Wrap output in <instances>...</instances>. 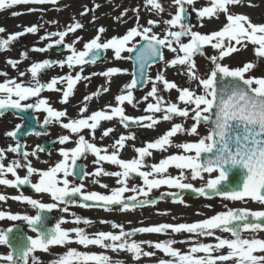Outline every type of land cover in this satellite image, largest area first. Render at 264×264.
<instances>
[{"label": "snow or ice", "instance_id": "snow-or-ice-1", "mask_svg": "<svg viewBox=\"0 0 264 264\" xmlns=\"http://www.w3.org/2000/svg\"><path fill=\"white\" fill-rule=\"evenodd\" d=\"M29 3L54 4L56 0H0V9ZM145 3L158 14L165 11L159 0H145ZM240 3L241 0H209L208 6L196 8V0H172L175 12L170 14V18L163 21L149 19L147 26H143L139 23L137 15L133 27L122 35H113L108 39L102 38L105 29L101 26L97 29L96 36L83 44L82 50L75 47L80 37L71 43L64 42L68 33H75L77 29L83 27L79 21L70 23L65 30L40 36L41 40L50 37L58 39L52 40L44 47H34L32 51L43 53L56 45H63L70 54L60 60L44 59L31 63L27 69L31 74V81L28 84L15 78L5 79L0 83V115L8 109L42 111L45 113L43 125L59 124L78 138L74 141V147L59 148L61 159L47 169H37L27 159L29 155L35 156L37 151H45L39 145L31 153L27 151L22 153L25 163L12 160L5 165L0 162V185L9 187L30 185L35 193L48 194L53 201L46 203L23 194L11 197L13 200L31 205L36 214L21 215L0 211V220L25 221L35 235L15 239L13 227L0 230V245L13 248V251L0 256L2 264H40L34 253L49 252L53 246H68L71 243L81 245L85 249L96 246L111 250L113 253L127 252L134 261H139L142 256H155V252L143 249L142 245L147 244L169 257L158 259L156 264H264V238L255 235L264 232V209L227 208L192 223H165L138 227L130 231H125L123 225L112 222L111 227L119 229L118 232L96 231L91 234L79 226L81 223L91 224L88 218L73 214L72 222L77 226L64 228L62 225L68 221L61 217L49 228L46 226L44 215L59 208L61 204L65 205L61 209L64 212H68V204H79L80 207L95 206L105 210L118 207L121 211L155 205L157 199L150 198V193L161 186L180 190L190 189L200 196L215 195L229 201L250 200L264 206V76L251 75L257 67V64L251 61L236 67L223 63L225 58L246 49L249 45L253 47L258 60L264 59V23H254L247 15L230 11V6H237ZM186 6H191V12H194L201 22L200 26H203L204 19H218L221 14L224 15L226 22L218 30L201 33L194 30V26L187 19L190 13L186 11ZM88 11L89 9L85 8L81 15ZM20 14L22 13H12L13 16ZM161 23L166 27L160 33L155 32L153 29ZM4 32L6 29L0 27V33ZM36 33H38L36 24L24 26L22 31L0 38V50H7L12 42L25 34ZM185 37L186 42L183 39ZM205 46H210L216 54L208 57L211 63L210 70L201 76L194 57L203 55ZM164 49L175 53V56L166 59ZM107 50H111L114 58L118 60L133 58L123 56L125 52L135 53L134 61L140 77L138 78L136 71L132 73L131 81L124 84L120 94L114 97L115 105L108 104L89 114L88 105L84 103L78 109V118H70L66 109L54 108L46 97L41 96L45 90L55 91L62 94L59 102L67 103L74 95L78 82L90 80L91 76L97 75L92 73L91 76H83L84 66L102 59V52ZM20 55L27 58L28 53L25 51ZM157 61L164 62L168 67L181 66L188 79L196 84V88L178 86L174 81L166 79L163 71L158 72L154 78L147 77V68ZM8 63L16 67L19 61L9 59ZM54 65L61 68L66 65L69 69L79 66L80 71H76L74 75L69 72L53 76L48 82H42L38 74ZM126 72L127 69L108 67L99 75L105 77L106 82L110 84L113 76ZM25 74L19 73L20 77ZM145 82L152 85L142 98L146 102L144 111L148 114L136 117L126 115L123 105L127 102L135 107L138 101H135L133 90ZM158 82L162 84L163 91L176 90L178 102H166L164 97L159 95ZM109 90L108 87H102L84 96L83 100L89 101L101 91ZM30 98H35V103H27ZM149 98L155 102H149ZM157 113L161 115L157 116ZM174 116L190 119L193 123L190 127H185L182 123H172L170 129L158 138L146 142L142 147L134 148L137 155L132 159L120 157L125 142L135 138L132 134H121L112 144L111 152L107 147L90 142L81 134L83 130H89L94 138L101 122L114 118H118L124 127H128L129 122H132L151 129L161 120L172 121ZM201 124L208 126L207 134L204 136L198 131ZM21 128L22 125L17 124L14 130L8 131L5 135L15 139ZM112 131L111 128L105 129L103 136H108ZM178 133L197 136L198 139L194 142L175 144L174 146L182 151L169 154L158 163L147 166L150 170H142L146 167L145 158L152 155L151 150L167 151L173 146L172 138ZM71 140L72 136L68 134L58 137L60 145H65ZM21 147L17 141L16 145L9 146L7 151L18 153ZM89 153L95 157L93 164L97 166L93 172L85 171L83 168L78 172V161ZM4 159L5 150L0 149V161ZM103 162L116 165L119 170L106 171L102 166ZM170 167L178 169L179 174L176 176L169 174ZM19 168H26L24 176L18 174ZM186 170L190 172L192 180L204 179L202 173L217 174L208 178L203 186L194 187L192 183L184 182ZM6 174H11L13 179L6 178ZM33 175L38 176L36 182L31 179ZM101 175L115 177L119 186L111 188L104 194L84 191L83 183L72 184L68 179L70 176H79L83 181L85 177ZM133 175L142 180V185L129 186V179ZM95 182L99 183L98 180ZM101 187L108 188V185L101 184ZM127 192L133 195L125 196ZM168 195L176 197L173 202L184 203L176 193H162L159 198L163 199ZM76 197L80 199L77 200ZM8 198L0 194V201ZM101 223L106 221L102 220ZM169 230L171 233L190 234L187 241H181L189 244L187 251L174 247L177 241L171 238L160 241L130 239L136 233H167ZM217 232L228 233L230 236L217 235ZM198 237H213L215 242H201ZM50 264H125V262L120 259L114 260L105 252L80 251L75 247H67V251L52 259Z\"/></svg>", "mask_w": 264, "mask_h": 264}, {"label": "rangeland", "instance_id": "rangeland-1", "mask_svg": "<svg viewBox=\"0 0 264 264\" xmlns=\"http://www.w3.org/2000/svg\"><path fill=\"white\" fill-rule=\"evenodd\" d=\"M262 3L264 0H260ZM87 1L86 0H56V3H45V4H38V3H29V4H22V5H16L12 6L10 8L6 9H0V27H3L6 29V32L0 33V38H6L8 34L15 33L18 31H22L24 26H31L32 24H36L38 28L40 26H43L41 24L42 20H46L48 23L47 26L44 27L47 30V27L50 28L48 32H58L65 30L66 27L74 22L79 21L82 24V20L78 19L79 12H84ZM159 2L164 7L165 11L163 13H156L154 10L150 9V6L146 5L145 0H94L92 4L88 8L91 10L93 7H95L94 12L97 13L101 18L99 19L100 25L99 27L103 26L105 29V32L107 36L110 34L112 35H122L124 34L127 29L126 28L127 22L129 19H132L134 21V24L136 23V17L139 16V23L143 26H147V21L149 19L152 20H166L170 18V14H174L175 12V5L172 4V0H159ZM209 0H196L195 7L200 8L203 6H208ZM98 5V7H97ZM251 4H239L237 6H230V11L235 14H245L249 18H252V22L258 23V20H260V17L264 16V10L263 6H260L257 8V13H253V11H249L247 8L250 7ZM188 9V12L190 13V16L192 18L194 30L199 31L201 33H209L214 30H218L222 25L226 22L224 15H220L219 18H212V19H204L203 20V26H200V20L197 18L196 14L194 12H191V6H186ZM29 9H34V11H29ZM135 10V11H134ZM13 12L22 13L17 16H13ZM40 12V15L37 16L35 13ZM33 13V15H32ZM123 13V15H121ZM262 20L261 22H263ZM93 23V22H91ZM116 23V24H114ZM124 23L122 27H120V24ZM260 23V22H259ZM98 27V28H99ZM166 27L162 23L158 26H156L153 30L157 33L162 32V29ZM112 28L114 31L110 32L109 29ZM89 30H91V27H85L84 30L78 29L75 31V33L79 32V36L82 40L86 38V33L89 34ZM112 31V30H111ZM75 33H68L65 37V43H71L73 40L77 38ZM85 34V35H84ZM24 38L26 40L25 48L29 47L31 50L34 47H41V43L43 40L40 39L39 33L36 35L27 34L24 36L19 37L16 41L12 42L7 50H0V83H2L5 79L9 78H15L18 81L23 80L25 84H28L30 80H26L25 78L28 76L30 79V74L28 73L27 69L33 62H39L43 59L47 58H56V55H50L48 53H41L37 51H31V57L24 58L20 54L23 52L24 46L21 44V40ZM58 39V37H56ZM185 42L187 41V37L183 38ZM36 40H38L37 43H34ZM83 43V44H84ZM78 42L75 44V47L79 50L80 47H78ZM69 53L65 52L61 54L59 57L60 59L66 58V56ZM216 54V51L212 49L210 46H205L204 54L203 55H196L194 57L195 63L197 65L198 73L203 76L206 72L210 70V60L208 59L209 56ZM123 56L126 55V53L122 54ZM164 55L166 59H171L175 56V53H172L168 51L167 49H164ZM17 60L19 63L16 65V67H13L11 64L8 63V60ZM254 62L257 64V67L251 72V75L257 76L260 70L264 67V59L258 60L257 57L254 55L253 47L249 45L246 49H242L241 51L232 54L229 58H225L223 60V63L228 64L230 66L236 67V66H242L245 62ZM130 71V70H129ZM163 71L165 74L166 79L169 81H174L178 86L180 87H191L196 88V84L188 79L186 73L184 72V69L177 65L174 67H168L165 65L164 62H160L159 64L151 67L149 69L148 77L154 78L158 72ZM18 72H25V76L20 77ZM10 75V77H9ZM264 76V74H263ZM11 78V79H12ZM45 80V78H43ZM130 80V79H129ZM126 81V82H125ZM128 83V80L121 81V89L124 84ZM152 85L151 83H148L141 89L140 93H134L135 101H138L136 103L135 107L131 104H128L125 102L123 105L125 109V114L130 115L132 117L141 116V115H147L144 111L146 108V102L143 101V97L147 94V92L151 89ZM158 88L160 89L159 95L163 96L165 101H171V102H178L177 96L178 93L176 90H170V91H163V86L158 82ZM48 94L49 91H48ZM149 102H155L152 100V98H149ZM107 104H112V100L106 98ZM114 104V103H113ZM115 105V104H114ZM183 107V105H180ZM100 108H97L99 110ZM96 111V110H95ZM157 116H160V113L156 114ZM20 119H15L11 115L8 114L1 115L0 116V149L5 150V159L3 161H0L7 165V163L11 162L12 160H18V157L15 153L8 152L7 149L9 146H15L16 142L12 140L11 137L6 136L5 134L8 131H12L15 126L20 123ZM105 125L108 126L109 121L104 122ZM147 123V122H146ZM172 123H182L185 127H190L193 121L185 120L184 118L174 116L172 121H163L161 120L154 128H145L141 127L138 124L135 123H129L128 127H124L120 124L118 130L125 131L122 132L123 135H134V139H131V143L125 145L123 149L120 151V157L122 159H132L136 157V153L134 151V148L136 147H142L145 145L146 142L152 141L155 138H158V134L162 135L166 130L170 129ZM52 127L49 128V133L45 135V137H50L55 135V131L57 128L56 123H52ZM101 129V128H100ZM146 129V130H145ZM159 130V131H158ZM201 136H204L207 134L208 126L201 124L198 129ZM153 133V136H152ZM36 137L29 136V138L25 139L23 141L24 147L32 146L36 144L37 139ZM198 139L197 136H190L186 133H178L175 137L172 138L173 140V146H170L167 151H161V150H151L152 155L150 157H146V167L142 170H150L147 166L158 163L160 159L166 157L169 154L178 153L182 151L181 149L176 148L174 145L177 143H184V142H194ZM7 140L9 143L4 144L3 142ZM158 154V155H156ZM164 156V157H163ZM156 157H160L158 160L155 159ZM36 158H30L29 161L31 162L32 166H34V160ZM42 162L44 160L40 158ZM86 168L89 172H93L94 168L97 165L93 164V159L88 158L86 161L84 160ZM41 163V162H40ZM42 164V163H41ZM37 166V165H36ZM35 166V167H36ZM43 166V164H42ZM103 168L106 171H118L116 168L118 166L116 165H108L103 164ZM42 169V168H41ZM86 169V170H87ZM26 170V168H25ZM169 174L176 176L179 174V170L175 167L169 168ZM217 173H202V176L204 179L197 178L195 180H192L190 172L186 170V180L184 182L192 183L194 187H201L203 186L207 179L215 176ZM9 176V174H7ZM90 177V178H88ZM82 183L85 185L88 182L94 180L92 176H88ZM99 183L94 186V184H89L90 187L100 188L101 184L108 185V188H104V192H109L111 188L117 187L119 185L116 184V178L106 176L104 178L101 176V178L97 179ZM142 185V180L133 175L129 179V186ZM0 188L2 186L0 185ZM162 193H176L177 196L184 201V203L179 202H173L176 197H173L171 195L165 196L163 199H160ZM190 189H175V188H169L168 186L163 187L161 186L159 189H153L150 193V198L157 199V203L155 205H146V207L137 209L132 214H123L122 211L116 207L112 210H104L102 212V215L105 214V217L103 218V221H106V223H101V221L98 223L96 227L91 228L88 233H94L96 231H114L118 232L119 229H113L111 227V223L115 222L117 224H121L124 227L125 231H130L134 228L138 227H145V226H151V225H159V224H165V223H171V224H178V223H192L199 221L201 219L210 217L214 215L215 213L219 211H225L227 208H242L247 207L251 210H262V206L258 202H253L250 200L246 201H229L224 200L221 197L215 196V195H209L207 197L205 196H198L199 194H194ZM133 195L131 192L125 193V196ZM142 197H138V199H141ZM227 206V207H226ZM190 234L187 233H171L169 230L167 233H136L135 235L131 236V240L138 241L137 238L141 239L142 241H160L165 239H174L177 241V243L174 245V247L180 249L181 251H187L189 244L187 242L180 243L181 241H187ZM217 235L222 236H230L228 233H220L217 232ZM249 235V234H245ZM258 238H264V233L259 232L255 234ZM198 239L201 242L206 243H214L215 240L213 237H198ZM143 249L145 251H151L155 252L156 256L152 257H141L139 261H134L132 259V256L130 255V259L125 261V264H156V261L160 258L168 259L169 257H166L162 252H159V250H156L152 247H150L147 244L142 245ZM89 250L92 252L100 253L104 251V249H100L96 246H89ZM226 252V249L224 250ZM105 254L111 256L114 260L119 259L118 253H113L111 250H105ZM0 253L3 254L0 247ZM129 255V253L125 252ZM63 254V252H62ZM120 255V254H119ZM57 256H52L51 258H47L44 261H41L40 264H50V261ZM122 258V257H121Z\"/></svg>", "mask_w": 264, "mask_h": 264}, {"label": "flooded vegetation", "instance_id": "flooded-vegetation-1", "mask_svg": "<svg viewBox=\"0 0 264 264\" xmlns=\"http://www.w3.org/2000/svg\"><path fill=\"white\" fill-rule=\"evenodd\" d=\"M86 1H87L86 7L88 9V8H90L89 6L92 4V0H86ZM245 3L251 4V6L248 7L247 9L249 11H253V13H255V14L257 13V8H259L260 6H263V10H264V2L262 3L260 0H241L240 4H245ZM94 9H95V7H93L86 14H84V16L81 15V13H83V12H81V11L79 12V16H82L83 27L81 29H78V31L84 30L85 27H91V30H89V34L86 33L87 40H90L91 38L96 36L97 29L100 25L99 19L101 18V16H99L97 13H95ZM35 14L37 16H39L40 12H37ZM32 15H33V13H32ZM250 19L252 21V18H250ZM130 20L131 19H129L127 23H130ZM262 20H264L263 14L260 17V20H258V23L259 22L264 23V21L261 22ZM91 22H93V23H91ZM41 24L43 26H40L38 28L39 37L43 36L45 33H50V32H48L50 30V28L47 27V30H48L47 31L46 28L44 27L45 25L47 26V24H48L46 22V20H42ZM114 24H116V23H114ZM122 25H124V23L120 24V26H122ZM109 31L113 32L114 30L112 28H110ZM36 34H31V35H36ZM78 34H79V32L75 33L74 36L75 35L77 36ZM25 35H27V34H25ZM111 36H113V35L110 34L109 36H107L106 33L102 34L103 39H108ZM55 39H56V37H50L48 39L43 40V42L41 43V47H44L46 44L50 43L52 40H55ZM84 41H86L85 38L82 40H79V42H78L79 43L78 47H80L79 50H82ZM37 42H38V40H36L34 43H37ZM21 44H22V46H24L23 52L26 51L28 53L27 58L31 57V54H32L31 51L32 50L29 47L25 48L26 40L24 38H22ZM62 52L63 53H65V52L69 53L68 50L63 47V45H56V46L48 49L47 51H45L43 53H48L50 55H56V58H50V59L55 61V60H59V57L61 56ZM102 56H103V58L97 60L96 63H94V64L89 63V64L84 66L83 72H82L83 76H91L92 73H97V75L91 76L90 80H81L80 82H78L77 86L74 89V95L69 98V101L67 103H64V104L60 103L59 101H60V97L62 94L55 92V91L45 90L41 93V96L46 97L54 108H56L58 110H65L66 109L67 113H68V117H70V118H78V109L80 106H83L84 103H87V105H88V113L89 114L92 111L97 110V108L102 109L106 105H108L106 103V98L111 99L112 105H114L115 104L114 97L117 94H120V91H121L120 85H121L122 79L128 80V81L130 79V71L129 70H131V66H130L129 59H119V60L115 59L111 50H107V51L102 52ZM47 59H49V58H47ZM108 67H119L121 69H127V72L113 76L111 78V82L109 84L106 82L105 77L99 75L100 72L106 70ZM76 71H80L79 66H77L74 69H69L66 65L63 68L59 67V65H54V66L48 68L44 73L38 75V78L42 82H48L53 76L65 75V74H68L69 72H71L74 75ZM18 74H19V72H18ZM43 78H45V80ZM25 79L31 81V74H30V79L28 78V76ZM102 87H108L110 90L108 92L101 91L99 95L93 97L89 101L85 102L83 100L84 96L89 95V94L95 92L97 89H101ZM48 91L50 94H48ZM27 103H35V98H30L27 101ZM31 113L35 119L36 129L38 131L40 129L43 130V134L42 135H36V134L29 135L30 137L31 136L36 137L35 138V139H37L36 144H34L32 146H28L26 148L24 147L23 142L21 145L23 148V152L27 151V152L31 153L34 150H36L38 145L41 146L44 141H48V145L49 144L51 145V148L48 151H43V152L37 151L35 156L29 155L27 158L28 160H29V157L30 158H36L34 160V166L33 167H35L37 165L35 167L37 169H41V168L47 169L48 167L54 165L59 159H61L59 152H58V149L61 147H68V148L74 147L75 146L74 141L78 137L75 134L69 133L68 130L63 129L59 124H57V128H56L54 137L53 136L45 137V135L49 133V128H51L53 124L51 123L48 125H43L45 113H43L42 111H35L34 109H31ZM104 122H106V121H102L100 127L97 128V130L95 131L94 138H93V135L90 133L89 130H83L81 134L85 135V138L88 139L90 142L97 144V146L107 147L109 152H110L113 150L111 147L112 144L115 142L116 139L119 138V136L122 134V132H125V131L118 130V128L120 126L118 118H114L113 120L109 121L108 126L105 125ZM107 128H111V129H113V131L110 132L108 136H103V132ZM64 134L71 135L72 140L69 141L65 145H60L58 143V137L60 135H64ZM29 136L24 138V140L29 138ZM12 140L14 141L13 138H12ZM130 140H127L125 142V145L130 144L131 143ZM3 143L7 144L9 142L7 140H5ZM15 154L21 163H25L23 155L18 156L17 153H15ZM89 155L93 156L90 153H89ZM40 158H42L44 160V162H42ZM84 160L86 161V157L79 160L78 162H84ZM40 162L43 164V166ZM17 172L20 176H24L26 174L25 168H19V169H17ZM9 175H11V174H9ZM31 179L33 182H36V180L38 179V176L33 175L31 177ZM68 179L70 180L71 183L73 182L72 176H70ZM0 194H3L6 197H9L8 199H6L4 201H0V211L11 212L14 214H16V213H19L21 215H23V214L35 215L36 214V210L33 209L31 207V205H28L25 202L16 201V200L11 199V197L15 196V195L23 194V195L30 196L34 199L41 200L42 202H46V203L53 202L51 200V197L48 194L35 193L34 189H32L30 185H20L15 189L9 188L8 186L4 185V187L0 189ZM76 199L79 200L80 198L76 197ZM63 207H65V205L61 204L59 208L54 209L51 212L44 213V215L46 216L45 223H46L47 227H53L55 225V223L61 217H63L66 221H68L67 223H64L62 225V227L71 228V227L77 226L72 222L74 219L73 214H75L76 216L83 217V218H88L92 222L89 225H84L83 223H81L79 225L80 227L85 228V231L87 228H89L92 225L97 226L98 223L101 220H103V215L101 213L103 211V208H101V207H95V206L94 207H80L79 204H76V205L68 204L67 205L68 212L62 211L61 209ZM262 209H264V206H262ZM8 227H13L15 230L14 233L17 232L19 235L23 234L25 236V238L27 236H34L35 235V233H33L31 231V229L27 226V223L25 221H22V220L21 221H10L7 219L0 220V230L7 229ZM17 238L18 237H15V239H17ZM19 239H21V238L19 237ZM0 247H1V251L3 252V254L0 253V256L6 255L9 251H13V249L10 248L8 245H0ZM52 251H54V252H52ZM41 252H43V251H37L36 253H34V255L40 259V258L47 257V256L49 257L51 255H61L62 254V250L60 248L54 247V246L51 247L50 251L46 252L45 254H43ZM44 255H46V256H44ZM0 264H2V262H0Z\"/></svg>", "mask_w": 264, "mask_h": 264}, {"label": "bare ground", "instance_id": "bare-ground-1", "mask_svg": "<svg viewBox=\"0 0 264 264\" xmlns=\"http://www.w3.org/2000/svg\"><path fill=\"white\" fill-rule=\"evenodd\" d=\"M82 16H84V15H82ZM9 77H10V75H9ZM12 78V77H11ZM11 78H9V79H11ZM129 123H131V122H129ZM152 136H153V133H152ZM156 155H158V154H156ZM164 157V156H163ZM160 157H156L155 159H159ZM117 170V169H116ZM137 209L139 208V209H141V208H144V206L143 207H136ZM130 213H132V211H133V209H131V210H128ZM93 227H96V226H94V225H92V226H90L89 228H87L86 229V232H88L91 228H93ZM138 239V241H142L141 239H139V238H137ZM180 243H182V242H180ZM67 247H75V248H77L78 250H80V251H90L89 250V247L87 248V249H85L83 246H81V245H78V244H76V243H71L70 245H68V246H66V248H65V250L67 251ZM120 254V255H119ZM130 255L131 254H126L125 252H119L118 253V257H119V259L120 260H122V261H126V260H128V258L130 259ZM156 256V255H155ZM122 257V258H121ZM129 261V260H128Z\"/></svg>", "mask_w": 264, "mask_h": 264}, {"label": "water", "instance_id": "water-1", "mask_svg": "<svg viewBox=\"0 0 264 264\" xmlns=\"http://www.w3.org/2000/svg\"><path fill=\"white\" fill-rule=\"evenodd\" d=\"M187 19H188V17H187ZM133 60H134V57H133ZM157 62H159V61H157ZM157 62H156V63H157ZM134 63H135V61H134ZM156 63H154V64H156ZM154 64H151V65H154ZM151 65H150V66H151ZM134 66H135V68H136L137 75H139V74H138V67H137L136 65H134ZM138 78H140V77L138 76ZM141 79H143V78H141ZM143 84H144V83H143ZM143 84H142V85H143ZM142 85H140V86H142ZM140 86H138V87H140ZM25 131H26V130H25ZM234 183H235V182H234Z\"/></svg>", "mask_w": 264, "mask_h": 264}]
</instances>
